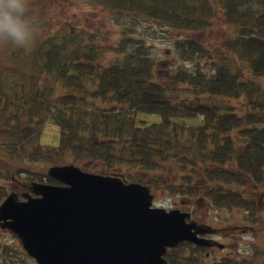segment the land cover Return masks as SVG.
Here are the masks:
<instances>
[{
	"label": "trees",
	"instance_id": "16d2710c",
	"mask_svg": "<svg viewBox=\"0 0 264 264\" xmlns=\"http://www.w3.org/2000/svg\"><path fill=\"white\" fill-rule=\"evenodd\" d=\"M87 2L102 4L113 24L117 11H130L135 16L148 18L132 19L136 21L135 27L138 22L148 20L162 26L169 35L172 32L177 34V37H170L172 52L177 55L175 61L178 62L168 65L154 58L153 45L146 41L147 35H127L129 32L136 33L135 28H127L128 19H123L121 38L116 44V53L121 59L104 66L96 65L94 61L96 46L85 43L82 34L75 31L69 30L61 38L57 36L59 42L51 46L46 45L47 42L36 45L32 54L35 62L31 64L37 66L43 61L51 71L52 82L56 81L55 78H65L63 101L65 97L74 99L77 96L70 91L74 86L70 82L82 73L86 79L93 80L91 83L96 82L89 94L96 95L103 102L109 98L106 101L112 103L111 107L93 116L88 124L84 119L81 120L82 125H72L70 118L58 119L60 141H65L67 145L60 144L61 149L68 148L71 153L94 158L100 152H107L111 141L118 139L122 145L120 150L128 154L127 158L137 161L138 157H145L146 161L140 165L149 164L148 160L154 154L159 159L168 155L171 160L197 168L195 176L181 178L178 190L182 194L199 196L211 206L239 207L248 213L243 215L252 217L250 220L253 223H262L259 219L261 202L259 200L257 204L254 195L264 181V85L257 82L260 78L264 79V0H213L219 13L226 18L222 22L232 25L236 35L220 40L219 45L212 49L203 36V31L212 25L208 19L211 17V1ZM80 32L84 34V31ZM178 32L189 35L179 37ZM225 50L237 55L257 80L242 78L241 70L238 77L230 67L232 62L224 54ZM240 96L244 108L252 110L245 111L244 115L225 110L220 107L219 101H214V97L236 99ZM85 97L86 94H83L78 98L82 100ZM106 112L109 115H103ZM138 113L157 115L158 121L148 125L138 121L142 124L140 127L133 119ZM189 119H196L198 123L187 127L183 122ZM100 125L104 126L102 131L110 129L99 139L78 136V130L84 132L86 127L92 129ZM184 129L188 133L183 140ZM232 131H237L244 141L235 145L229 136ZM231 160H235L233 169H225ZM224 181L237 184L234 192H223ZM167 253L171 264L173 257Z\"/></svg>",
	"mask_w": 264,
	"mask_h": 264
},
{
	"label": "rangeland",
	"instance_id": "374dc122",
	"mask_svg": "<svg viewBox=\"0 0 264 264\" xmlns=\"http://www.w3.org/2000/svg\"><path fill=\"white\" fill-rule=\"evenodd\" d=\"M87 1L30 0V14L35 17L39 28L34 47L29 51H25L11 46H0V187H2L0 198L9 191L8 176L10 174L18 180H24L26 176L37 182L58 184L46 175V169L51 165L72 164L85 172L118 176L124 183L136 182L148 185L153 196L151 201L153 207H160L165 210L176 208L181 211L192 212L193 214H190L191 220L192 218H198L197 214L202 213L203 215L199 217L206 224H215L217 219L219 221L218 225L221 224L220 226L240 225V228L243 227L250 219L252 220V217H249V215L245 217L243 213L246 215L248 213L239 207L207 205L204 202L206 200L199 196H186L178 190L182 177L196 175L197 168L195 166L171 160L168 155L159 159L156 157L157 154H154L151 160H148L149 164L140 165L141 162L146 161L145 157H138L139 160L137 159V161L134 160L135 158H127L128 154H124L120 150L122 145L118 139L111 141V146L107 152L103 154L100 152V155L94 158H89L84 154L71 153L67 150L68 148L61 149L62 145L65 147L67 145L65 141L62 143L60 141L61 130L56 123L58 119L60 121L70 118L72 125L78 123L82 125L84 119L88 124L93 116L99 115L100 110L111 107L112 103L106 101L109 98H105V102H103L96 95L89 94L96 82L91 83L93 80L86 79L82 73H79L70 82L74 84L70 91L77 96L74 99L65 97L63 101L65 78H55L56 81L52 82L51 71L50 69L48 71L43 61L39 62L38 65L35 63L37 66L31 64V62H35L32 54L36 45H44L45 42L48 46L53 45L55 42H59L57 36L61 38L63 33L67 34L69 30L75 31L77 34H82L85 43L96 46L97 54H95L94 61L96 65L104 66L121 59L116 53V44L121 38L120 31L123 19H128L127 28L130 30L135 28L136 33L129 32L127 35H134L135 37H141L142 34L147 35L146 41L153 45L154 58L161 59V61L167 62L168 65H172L177 59V55L172 52L173 44L170 37L171 35L177 37V34L172 32L169 35L162 26L148 22V20L138 22L139 24L135 27L136 21L132 19L148 18L135 16L130 11L128 13L117 11L115 14L117 19L113 24L108 16L109 13L102 7V4H88ZM206 1H211L209 8L211 17L208 19H210L212 25L203 31V36L208 41L209 48L212 49L219 45L220 40L228 39L233 34L235 36L236 31L233 30L232 25L227 26L222 22V19L226 18L219 13L218 5H215L213 0ZM145 29L146 33H143ZM80 31H84V34ZM178 33L179 37L189 35L185 32ZM190 34L194 35V33ZM65 38L69 39L67 36ZM101 47H103L102 51ZM224 54L230 57L232 62L230 67L232 71L238 74V77H240L241 70L242 78L257 80V78L252 77L237 55L230 50H225ZM175 62H178V60ZM4 68H7V70H4ZM257 82L264 85L263 78L258 79ZM83 94H86V97L80 100L78 97L83 96ZM214 98V101L220 102V107L239 115H244L245 111H252L244 108L241 96L236 99ZM60 110L61 112H59ZM103 115L107 116L109 113L106 112ZM133 119L142 127V124L148 125L158 121V116L138 113L135 117L133 116ZM172 120L177 122L174 118ZM197 123L198 120L196 119L183 122L187 127ZM103 127L102 125L92 129L86 127L84 132L77 131L78 136L83 135L85 139L95 136L99 139L105 131L110 129L102 131ZM187 133L188 131L184 129L183 140L187 138ZM229 136L235 145L244 141V137H239L237 131L230 132ZM234 163L235 160H231L230 163H227L225 169H233ZM223 185V192H229L230 190L234 192L237 187V184L230 181H224ZM203 196L205 195L203 194ZM254 197L257 204L259 200L261 202L262 210L259 219L262 223L258 225V222L253 223L250 220L248 225L253 227V231H240V242H237L239 238L228 240L217 237L219 243H230V251L237 256V259L240 258V264H264V181L258 186ZM256 226H259V230H256ZM0 242L7 264H36L23 251L15 236L6 231L0 232ZM234 245L237 246L234 247ZM227 251V249L220 252L213 251L207 258L204 257L207 248L180 242L174 247L168 248L166 253L168 252L167 254L173 257L174 262L171 261V264H208L211 256L221 259V257L228 254ZM166 253L164 259L170 264Z\"/></svg>",
	"mask_w": 264,
	"mask_h": 264
},
{
	"label": "water",
	"instance_id": "95a60500",
	"mask_svg": "<svg viewBox=\"0 0 264 264\" xmlns=\"http://www.w3.org/2000/svg\"><path fill=\"white\" fill-rule=\"evenodd\" d=\"M46 175L58 184L32 182L23 200L8 193L0 203V228L36 264H168L166 249L180 242L222 247L200 237L213 229L186 221L187 212L151 206L148 185L72 164Z\"/></svg>",
	"mask_w": 264,
	"mask_h": 264
},
{
	"label": "clouds",
	"instance_id": "9594fccd",
	"mask_svg": "<svg viewBox=\"0 0 264 264\" xmlns=\"http://www.w3.org/2000/svg\"><path fill=\"white\" fill-rule=\"evenodd\" d=\"M30 7V0H0V46L34 47L39 28Z\"/></svg>",
	"mask_w": 264,
	"mask_h": 264
},
{
	"label": "flooded vegetation",
	"instance_id": "af4514ba",
	"mask_svg": "<svg viewBox=\"0 0 264 264\" xmlns=\"http://www.w3.org/2000/svg\"><path fill=\"white\" fill-rule=\"evenodd\" d=\"M28 172V171H27ZM26 173V172H23ZM27 174V173H26ZM8 193H14L17 196L18 200H23L22 195H26V193H29V184L32 182H37L31 178H28L25 176L24 180H18L17 178H15L14 175L10 174L8 176ZM2 187H0V190ZM5 189V188H3ZM7 193V194H8ZM3 194V192H2ZM6 194V195H7ZM6 195H3L0 198V202L4 199V197ZM32 195V194H30ZM192 213V212H191ZM189 213V215L191 214ZM206 213V212H205ZM193 214V213H192ZM198 218H192V220H194L196 223L200 224L203 223L200 219L199 216L203 215L202 213L197 214ZM246 217V215H245ZM188 220H191L190 217L188 218ZM219 221L216 219L215 220V224H208L211 229H213L210 233L208 234H204V235H200V237H204L210 240H213L217 243H219L218 238L217 237H223L226 238L228 240H231L233 238H239V241L237 240V242H240V231H244V230H250L253 231V227L247 224H244L243 227L240 228V225H234V226H228V225H218ZM256 223V222H255ZM206 224V223H205ZM258 225H260L258 223ZM256 230H259V226H256ZM6 231L9 234H11L12 236H15L12 232H10L9 230L5 229V228H0V232ZM16 237V236H15ZM17 239V238H16ZM222 247H217L216 245H211V246H207L205 248H207V252H205L204 257L209 258V254L213 253V251H218L220 252L221 250L227 249V253L226 255H224L223 257H221V259H218L217 257L211 256L210 261L208 262V264H240V258H236L237 256L232 254V251H230L231 249L229 248L231 245L229 244H222ZM240 244V243H239ZM237 245H234V247H236ZM4 250L2 251V243L0 242V264H7L5 256H4Z\"/></svg>",
	"mask_w": 264,
	"mask_h": 264
}]
</instances>
